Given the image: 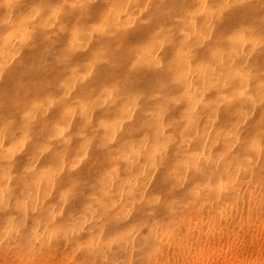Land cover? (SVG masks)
I'll return each instance as SVG.
<instances>
[{
    "label": "bare ground",
    "instance_id": "obj_1",
    "mask_svg": "<svg viewBox=\"0 0 264 264\" xmlns=\"http://www.w3.org/2000/svg\"><path fill=\"white\" fill-rule=\"evenodd\" d=\"M7 2L0 0V6ZM12 2L17 4L15 9L0 7V128L9 129L0 150H14L8 178L0 175L4 192L0 195V264H264V153L249 147L264 127V108H246L247 115L241 118L239 101L227 105L219 100L240 86L238 78L226 82L225 77L244 61L251 69L250 91L264 79V47L253 49L248 43L229 40L242 26L254 28L256 38L261 35L264 0H110L117 8L107 26L118 31L120 39L105 43L111 59L93 67L89 60L100 40L91 37L85 42L82 51L87 55L54 59L44 49L59 48L68 34L52 26L38 30L28 42L22 33L18 35V17L30 0ZM141 3L151 5L147 15L141 13ZM106 6L100 0L91 16L62 19L69 24L93 23ZM185 32L189 33L190 65L174 70L181 78L180 84H174L172 71L161 74L149 62L159 57L167 66ZM57 40L60 43L54 44ZM159 41L162 46L154 50ZM217 50L220 63L210 55ZM135 61L140 63L133 69ZM103 87L112 88L120 101L142 93L130 113L135 121L123 122L122 134H117L112 146L127 142L128 153L135 154L127 159L96 147L104 134L100 120L118 116L116 106L101 96ZM169 95L179 102L169 105L157 140L156 128L145 130L142 122L152 120ZM82 99L95 102L86 127L78 108ZM67 108L75 109L65 133L72 137L69 162L78 155L77 133L94 137L87 158L77 168L80 174L87 172L92 187L85 188L75 211L71 201L62 199L61 179L67 172L58 173L52 163L51 155L64 147L63 140H49L54 120ZM28 111L32 124L19 143L23 133L18 129ZM237 122L239 127L234 128ZM146 132L148 138L142 141ZM42 143L50 145L49 151L35 160L32 170H26L34 148ZM192 151L200 153L212 175V187L202 198L185 196L188 188L201 182L190 170L183 186L174 189L151 215L138 212L139 205L125 202L116 192L119 181L126 178L125 169L134 174L139 165L150 163L153 153L156 160L165 159L157 181L167 187L180 176L173 169ZM49 165L50 172L44 173ZM5 166L0 161V168ZM106 168L115 172L107 180L112 211L98 217L85 205L99 195L96 179Z\"/></svg>",
    "mask_w": 264,
    "mask_h": 264
},
{
    "label": "snow or ice",
    "instance_id": "obj_2",
    "mask_svg": "<svg viewBox=\"0 0 264 264\" xmlns=\"http://www.w3.org/2000/svg\"><path fill=\"white\" fill-rule=\"evenodd\" d=\"M100 0H96V3H89L88 0H81L80 3H72L71 0H30L27 8L21 13L18 17V24L20 25L19 34H23L25 38L30 42L34 34L39 30H47L52 26H58V31L61 33L67 32L69 35L70 44L74 45L76 39L78 38L79 32L82 30L81 25L78 22L75 23H67L62 17H71L76 15L79 18H84L91 16L94 10V5H98ZM0 7L6 8L8 10L15 9L17 4L13 3L12 0H8V2ZM141 13L147 15L148 11L151 9V5L141 3L138 5ZM221 8L224 5H220ZM117 5L115 3H109L101 12L102 17L107 16L109 19H114ZM207 8V5H205ZM7 16L8 13H5ZM260 21L262 25L261 35L256 38L254 34V28L249 29L247 27L242 26L241 28L232 32V35L229 36V40L231 41H239L241 43H248L254 49L257 45L264 47V11H262V15L260 16ZM30 23V27L28 26ZM116 30L112 27L107 26L102 18L99 23H94L90 26H87V34L88 37H95L101 41L100 46L94 52L92 58L89 60V67L96 66L101 62H105L108 59H111L106 56L107 49L105 47V40L108 37L114 35ZM251 32L253 35L251 38L248 37L247 33ZM184 39L180 41V47L176 49L175 54L172 59L168 62V65L165 66L159 57H154L149 62V67L153 70L160 72L161 74H166L169 71L173 72L172 83L180 84L181 78L176 77L174 74V70L178 66L190 65V57H191V48L188 47L189 44V33H183ZM163 41L157 42L153 47L154 50L156 47L162 46ZM239 54V53H237ZM211 58L220 63V55L219 50L211 52ZM107 57V59H105ZM71 57L66 55L65 61L69 60ZM140 61H135L132 63V68L135 69ZM72 72L75 74L76 69L72 68ZM232 78H238L240 81V86L235 90V92L230 96L220 97L219 100L223 104L232 105L234 102L239 101L240 107L237 109V112L240 114L241 118L246 114V108H255L257 105L261 108H264V79L260 80L259 83L255 86L254 91H250V87L248 86V82L251 79V69L248 67L247 62L244 61L238 68L232 70L225 77V81ZM65 96L68 95V92L65 91ZM141 92L137 91L133 94H130L127 99L120 101L117 97L113 95V89L109 87H103L101 96L104 97L105 102L109 100L113 105L116 106L117 111L119 113H127L131 112L133 107L137 105ZM99 99V98H98ZM179 98L175 95L166 96L165 102L158 105L157 110L152 114V120H145L142 122V128L145 130L151 129L153 127L156 128V136L157 140L160 139V128L163 127L162 118L165 113L169 110V105L173 103H178ZM35 107V106H34ZM95 102H88L87 100H81L78 105L80 116L83 119L82 127H86L89 125L91 121V117L89 113L94 109ZM75 109L67 108L65 109L59 116V118L55 119L52 124V134L49 136V140L62 138L64 147L60 150H57L52 153V163L56 166L57 172H71L78 168L79 162L84 161L89 151L91 150L94 137L86 135L83 131L78 132L77 135L80 137L79 145L77 148L78 155L74 157L71 162L68 160L69 148L72 144V137L65 135L68 130V127L71 124V118L74 115ZM112 121L100 120L99 127L108 128ZM32 124V113L31 111L25 112L24 121L21 124L18 131L23 133L21 136L19 143H23L24 137L27 136V132L25 129L30 128ZM234 128L239 127V123L233 126ZM9 129L7 127L0 128V144L4 142V136L8 134ZM230 135L234 134L230 133ZM148 138L147 132L141 140H145ZM169 141L171 138H167ZM13 140H16L15 133L13 134ZM114 137L105 136L100 139V141L96 144L98 149H104L109 152L115 151L121 155H124L125 158L132 153H128V144L127 142L124 145H120L119 147H115L113 149ZM250 148L259 149L261 153H264V127L261 128V132L259 134V139L252 138L251 143L249 144ZM50 149V145L48 143H42L36 146L32 152V155L29 157V160L26 164V170L30 171L33 168V164L35 160L43 153L48 152ZM14 150L12 148L9 149L8 153H4L0 150V161H2L6 166L0 168V175H3L5 179L8 178V172L10 171L14 161L12 159V153ZM162 157L159 158V160ZM150 159V157L148 158ZM6 162V163H5ZM178 169L180 171L179 180L180 183L183 184L186 179V170L194 171L201 177V182L192 185L188 188L185 196L188 200H198L202 198V194L206 195V190L212 187V175L209 174V166H205L202 163V158L200 157V153L198 151H192L190 155L186 156L183 160L179 161ZM51 170V165L48 168L44 169V173H49ZM110 175H115V172L111 168L104 169L100 175L96 179V183L100 185L99 195L94 196L92 199V203L86 204L85 207L88 211H90L94 216L101 217L105 212H111L112 206L111 201L108 199L109 189L107 187V180ZM3 189H0V195H3ZM144 197H155V194H150L145 191L143 193ZM73 198V192L71 191V186L64 189L62 199L65 201H71ZM115 219H120V217H116ZM115 238H112L108 242V247L112 246V241Z\"/></svg>",
    "mask_w": 264,
    "mask_h": 264
},
{
    "label": "clouds",
    "instance_id": "obj_3",
    "mask_svg": "<svg viewBox=\"0 0 264 264\" xmlns=\"http://www.w3.org/2000/svg\"><path fill=\"white\" fill-rule=\"evenodd\" d=\"M71 2L78 4L81 2V0H71ZM88 2L94 4L96 3V0H88ZM104 2L108 5L110 0H104ZM102 18L104 19V22L106 24L110 20L107 16L102 17L101 15L99 20L96 22L79 23L82 30L79 32L78 38L76 39L74 45L70 44L68 38L59 48H52L51 46H49L46 47L44 51L49 52L54 59H64L66 55L70 57L76 55H87V53L82 51L85 46V42L89 39L87 34V26H90L94 23H99ZM45 39H47V37H45ZM119 39V32L116 31L114 35L106 38L105 43L116 41ZM53 43L57 44L60 43V41L57 40ZM130 113L131 112H118L117 118L112 120V123H110L109 127L106 129L103 128L104 134L102 137L112 136L115 138L118 133L122 134L123 122L125 120L129 123H133L135 121V117L131 116ZM238 115L240 116L239 113ZM246 115L247 112L243 117H245ZM149 157L150 163L146 162L144 165H139L138 170L134 174L132 173L131 169H125V172L127 173L126 178L121 179L119 181V184L116 186V192L125 202L139 205V208L137 209L138 212H145L147 215H151L156 206L164 203L166 197L171 194L174 189L183 186V184L180 183L179 176L176 178L174 183L169 184L167 187L158 186L157 172L165 166L166 162L163 156H161L162 158L160 160H156L155 153H153ZM173 171L178 172V166L174 168ZM69 186H71V191L73 192L71 204L74 206L73 210L75 211L78 210V206L82 203L81 197L84 194L85 188L92 187L90 177L87 172H85L84 174H80L77 169L71 172H67V174L61 179V187L63 189H66ZM149 186H152L151 189ZM145 191H151V193L155 194V197L158 198L144 197L143 193ZM111 194L112 188H109V195L111 196ZM149 209H151V211H149Z\"/></svg>",
    "mask_w": 264,
    "mask_h": 264
}]
</instances>
